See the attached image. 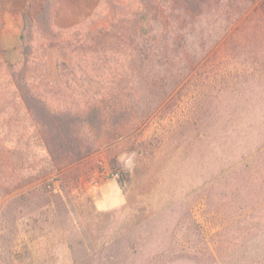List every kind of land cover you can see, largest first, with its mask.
Listing matches in <instances>:
<instances>
[{"label": "rangeland", "instance_id": "rangeland-1", "mask_svg": "<svg viewBox=\"0 0 264 264\" xmlns=\"http://www.w3.org/2000/svg\"><path fill=\"white\" fill-rule=\"evenodd\" d=\"M139 1L0 0V89L25 9L46 2L58 28L43 12L31 38H62ZM153 27L121 82L124 130L78 162L50 163L24 104L0 92V264H264V52L232 50L209 16Z\"/></svg>", "mask_w": 264, "mask_h": 264}, {"label": "trees", "instance_id": "trees-1", "mask_svg": "<svg viewBox=\"0 0 264 264\" xmlns=\"http://www.w3.org/2000/svg\"><path fill=\"white\" fill-rule=\"evenodd\" d=\"M38 10L37 15L33 9L22 11L18 59L4 65L12 90L0 92L19 97L48 161L56 165L78 162L124 130L128 105L121 94L128 87L121 88V82L133 77L135 55L152 46L156 16L165 26L175 14L184 25L189 19L209 16L227 33L226 43L232 50L245 55L264 52V0H140L131 13L113 19L107 27L62 38L44 32L33 39L35 15L40 18L45 12L43 25L47 30L58 29L46 2ZM53 50L57 56L51 77L45 56ZM111 166H117L115 154Z\"/></svg>", "mask_w": 264, "mask_h": 264}]
</instances>
